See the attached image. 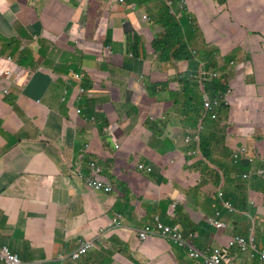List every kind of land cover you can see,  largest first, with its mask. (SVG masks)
<instances>
[{
	"label": "crops",
	"instance_id": "crops-1",
	"mask_svg": "<svg viewBox=\"0 0 264 264\" xmlns=\"http://www.w3.org/2000/svg\"><path fill=\"white\" fill-rule=\"evenodd\" d=\"M228 1L237 31L233 37L240 45L235 50V60L242 65L232 78L237 108L255 102L251 90H244L241 83L244 74L248 81L247 74L255 76L258 87L255 93L261 95L256 102L264 101V56L251 53L258 44L264 46V0ZM202 5L206 8L207 4ZM225 16L216 14L215 18L224 22ZM150 28L159 30L115 0H0V241L22 258L41 264H198L165 240H140L134 228L152 224L156 217L170 220L178 216L182 225L186 226V222L195 225L200 236L198 242L204 248L228 245L237 235L233 232L235 223L229 217L228 229L218 230L210 225L209 218L218 212L215 208L218 188L215 175L209 170L205 172L201 164L210 167L211 161L205 160L201 152L188 153L180 142H175L170 137V125L155 132L145 130L139 138L135 129L130 138H124V130L132 123L131 101L141 76L118 79L107 76L104 59L112 51L120 53L127 36L128 39L134 36V30L145 35ZM37 37L40 40L36 43ZM62 40L65 54L70 55L59 52L56 43ZM82 40L81 47L75 50V44ZM25 50L35 53L34 63L31 60L28 63L31 73L28 82L22 80L20 73V68L26 67ZM38 59L39 67L35 62ZM154 59L147 75L162 73L168 67L156 56ZM74 66L114 82L121 80L115 105L88 120L94 133L75 138L76 150L67 152L54 141H59L66 132L64 125L68 129L67 124L83 108L77 102L78 82H73L65 72ZM6 72L9 74L4 84ZM13 75L9 90L10 96L18 99V114L3 96ZM73 83L75 87L71 89ZM256 111L253 117L261 115L259 106ZM105 119L108 123L100 128ZM37 137L45 141L46 147L35 140ZM85 140L91 142L90 150L82 157L103 164L109 160L107 176L111 181L115 174L126 179V193L117 188L109 194L95 192L74 175L72 158L78 155L77 149ZM263 144L262 140L257 142L260 148ZM144 161L154 167L151 182L140 178L146 174L136 170V162ZM175 201L179 202L176 207ZM116 216H121L125 227L112 231L104 239L98 237L100 229ZM84 239L103 242L77 261H60ZM236 264L251 262L237 255Z\"/></svg>",
	"mask_w": 264,
	"mask_h": 264
},
{
	"label": "clouds",
	"instance_id": "clouds-1",
	"mask_svg": "<svg viewBox=\"0 0 264 264\" xmlns=\"http://www.w3.org/2000/svg\"><path fill=\"white\" fill-rule=\"evenodd\" d=\"M108 1V0H105ZM206 3V8L202 3ZM115 3L124 7L127 11L132 10L134 13L140 15V19L147 22L150 26H158L159 30L156 32L154 28H150V33L142 35L138 30H134V36H131L123 43V49L120 53H112L104 59V73L115 79L120 77L140 75L141 79L139 87L131 101V126L124 130V138H130L135 129L138 130L137 138L141 137L145 130L155 132L158 128H165L171 126L170 137L175 142H180L188 153L201 152L205 160L211 161L212 167L216 176L214 180L218 190L215 196V208L217 213L215 217L209 218V223L212 227L222 230L228 229L229 224L227 218L233 219L235 225L233 226L237 235L232 237L228 245L220 248H204L198 239H200L198 229L195 225H182L178 216H173L170 220H163L156 217L152 224L146 225L147 232H143V228H134L139 234L141 241L145 242L151 239L165 240L174 244L177 248L186 252L190 260L198 264H236L237 255L246 257L251 264H264V186L258 185L259 182L264 181V159H258L253 153L254 148L249 143L257 145L260 141V134L264 133V124L255 126L251 119L256 111L257 106L261 108V115H264V101L256 102L261 99V95L255 93L258 89L257 83L254 81V75L246 74L241 78V83L245 89H250L252 98L255 100L254 105L239 106L235 105V89L233 82L229 85L224 84L227 77L225 73L219 74L214 69H206L204 63L198 62L201 59L202 51L195 45L197 38L202 36L204 44L208 43V39L213 37L214 44L221 41H231L234 44L232 56L234 57L231 64H226L224 61L219 67H226L232 72L233 76L237 75L242 65L237 64L235 60V50L239 42L235 37L237 35L236 25L231 15V7L229 1L226 0L225 6L220 7V0H199V2H188L187 0H154V4H148L147 0H115ZM201 7V10L194 8ZM151 6V7H150ZM212 6V8H211ZM155 9L159 10L164 16L159 18L156 15ZM194 17H192L193 15ZM216 14H227L225 18L227 21L220 22L219 18H215ZM3 15V13H2ZM170 16H174L178 22L185 19L187 28L184 32V41L187 42V47L192 51V60L172 57L169 61H164L162 54L156 50L154 43H159L160 49L164 54L173 55L175 53L174 46L168 48L166 41L157 42L156 39L167 35V29L164 22L168 23ZM203 17L209 18L208 27H204ZM214 21L216 25L213 26ZM198 25L199 29L196 27ZM93 28L96 24L92 25ZM86 30V28H85ZM140 40V50L137 47L136 37ZM234 36V37H233ZM32 38V36H30ZM40 38L37 37V42ZM147 41V43H146ZM36 43L33 45L36 46ZM56 43V42H55ZM26 44H30L29 42ZM83 44L77 42L75 50L80 48ZM59 52L65 54L64 40L56 43ZM179 45V43H178ZM208 51H214L208 49ZM216 52V51H214ZM33 58L35 59V53ZM252 54L263 57L264 46L262 43L258 44L256 49L251 51ZM65 55H70L69 53ZM158 61L167 64V69L162 73L156 75H147L150 72V65L154 63V58ZM221 56V52H216V60ZM224 60V59H223ZM37 67L41 65L40 59L35 60ZM40 62V63H39ZM84 63H87L83 60ZM227 65V66H226ZM244 67V66H243ZM206 69L208 71H204ZM20 73L23 76L22 80L28 82L30 79L29 65L20 68ZM9 72L4 73L5 84ZM96 72H88L78 67V70H72L70 67V74L73 82H78L77 92L78 104L83 106L77 110L72 122L67 124L66 132L59 138L58 142L54 143L67 152H73L76 147L73 143L75 138L80 135L87 137L94 133L88 127V120H93L97 115L107 112L111 105H115L116 97L119 93V79L114 82L112 79L98 80ZM9 78L7 83V90H4L3 96L8 100V103L14 108L15 113H19L18 99L12 95L10 96L9 86L13 77ZM176 81L180 87L176 84ZM218 81L228 86L227 90H220L216 96L212 94L211 83ZM108 83L110 93L107 95L100 94L96 84ZM112 87V88H111ZM238 89V88H237ZM182 91V94H181ZM181 95V98H180ZM197 97L200 100H197ZM190 102L200 105L201 109L191 110L188 106ZM84 111V112H83ZM196 114V115H195ZM177 119L178 123L183 124L184 132L181 136L173 134L175 127L168 121ZM238 120L245 121L244 123ZM99 125L103 128L107 124ZM74 125L81 127L76 128ZM228 126L225 130L227 133L224 136L223 127ZM232 127L238 131V134L232 135ZM260 131V132H259ZM258 132V133H257ZM101 133V132H100ZM103 136V134H102ZM208 137L211 141V149L213 152L214 145H221L218 153L223 158L222 161L216 163V156L213 153L212 158L205 154L203 149L204 139ZM219 138L221 144L213 142V138ZM238 137V138H237ZM255 137V141L253 139ZM26 141L30 140L25 138ZM36 141L42 142L45 146V141L42 138H35ZM256 142V143H255ZM91 142L83 141L80 148L77 149L78 155L72 158L71 168L75 171L74 175L80 177L86 188L99 193H112L117 188L118 191L126 193L127 188L124 182H127L121 175L115 174L111 181L106 174V169L109 168L111 162L100 163L97 160L89 157L84 159L82 156L86 155L90 150ZM46 147V146H45ZM174 148V147H173ZM12 148L10 147L9 150ZM231 154L230 157L229 153ZM228 153L227 155H224ZM81 155V156H80ZM228 157V158H226ZM109 162V166L107 164ZM85 167V168H84ZM136 170L139 173L146 174L140 176L149 182L153 177L154 167L147 162H136ZM106 171V172H105ZM255 171V174L253 173ZM106 174V175H105ZM131 174L136 173H128ZM253 174L255 175L253 177ZM254 178V181L252 180ZM250 179V181H247ZM256 183L253 187V183ZM246 192L249 195L246 196ZM252 194H256L253 198ZM258 195L263 197L259 198ZM214 196V197H215ZM123 199H127L125 195H121ZM141 198L142 196L139 195ZM261 199V200H260ZM139 204V200H136ZM175 201L173 206L178 205ZM242 204V206L239 205ZM238 220H243L251 229L250 238L240 235ZM125 227L121 216L112 218L106 226L100 229L98 237L104 239L105 235L112 231L122 229ZM260 233L262 234L261 239ZM103 242V241H102ZM97 243L92 239L80 240L78 247L67 257H60V261L64 262L67 259L77 261L86 256L95 247L102 244ZM0 241V264H41L29 258L25 259L19 253L10 249ZM85 251L82 252V249Z\"/></svg>",
	"mask_w": 264,
	"mask_h": 264
},
{
	"label": "trees",
	"instance_id": "trees-1",
	"mask_svg": "<svg viewBox=\"0 0 264 264\" xmlns=\"http://www.w3.org/2000/svg\"><path fill=\"white\" fill-rule=\"evenodd\" d=\"M164 24L166 25L165 27L167 29V35L166 36L164 35L162 38L156 39V41L157 42L166 41V44L164 43V45H167L168 48L174 46L175 53L172 56L169 54H164L162 52V50L160 49V46L158 44L154 43V47L156 48V50L162 54L163 60L169 61V60H171L172 57L192 60V58H193L192 57V51L187 47V42H186V40L184 41L185 37H183L184 32L187 28V23H186L185 19H182L180 22H178L174 16H170V20L168 21V23L164 22ZM196 27L199 29L198 25H196ZM134 40H136L137 47L140 50V45H141L140 40L137 38V36L134 37ZM178 43H179V45H178ZM201 54H202L201 59L198 60V62L204 63V67L206 69H215L217 67L216 52L208 51L206 54H204V53H201ZM233 58L234 57L224 56V61L226 62V64H231L233 61ZM223 83L225 84V82H223ZM96 85L99 89L100 94L107 95L110 93L111 89L108 86L107 82H104V84L102 83V84H96ZM218 86H220V88L224 91L227 90V88H228V86L226 87L225 85H223L222 83H220L218 81H213V83H211L210 87L212 90V94H214V96H216L218 94V92L220 91L218 89ZM188 106L192 107L191 108L192 112H194L195 109L200 108V105L194 104V102H190L188 104ZM105 121L108 122L107 119H105ZM213 140H214L213 142H216L217 144L222 143V141L219 140V138H217V137L213 138ZM204 141H205V143L203 144V149L205 151V154L208 157L212 158L213 152L211 149V141L208 140V137H205ZM228 153H225L224 155H227ZM212 160H213V158H212ZM107 164L109 166V162H107ZM106 174H107V172H106ZM258 185L264 186V181L259 182ZM237 226L239 227V231H240L239 234L240 235H243L246 238H250L251 229L247 226V224L243 220H238ZM143 232H147L145 226L143 227ZM261 237H262V234L260 233L259 240L261 239Z\"/></svg>",
	"mask_w": 264,
	"mask_h": 264
},
{
	"label": "rangeland",
	"instance_id": "rangeland-1",
	"mask_svg": "<svg viewBox=\"0 0 264 264\" xmlns=\"http://www.w3.org/2000/svg\"><path fill=\"white\" fill-rule=\"evenodd\" d=\"M128 1L132 2L134 0H128ZM147 2H148L149 5L150 4L151 5L154 4L153 3L154 0H147ZM193 2H199V0H194ZM225 2H226V0H220V7L225 6ZM193 5H194V8L195 9L201 10V7L200 6L196 7L195 6V3ZM155 12H156V15L159 18L164 17L159 10L155 9ZM192 15H193V13H192ZM192 17H194V15ZM208 24H209V18L203 17V25H204V27L205 28L208 27ZM215 25H216V21H214L213 26H215ZM201 38H202V36L198 37L197 38L198 41L195 43V45L200 48L199 51H202V53H204V54L207 53V50L208 49H210V50L212 49V50H214L216 52H221V56H218L217 57L218 58V60L216 61L217 62V67L214 69V71L218 72L219 74H222V73H225L226 71H228L227 74H226L227 79L225 81V84L226 85H229L231 83V80H232V72L228 68H226V67H219V66H221L222 63L224 62V60H223L224 59V56H226V57L232 56V51H233V48H234V44L231 41H225V40L214 44L212 42L213 37H210V39L207 40L208 43L204 44V40L201 39ZM146 43H147V41H146ZM156 44L159 45V43H156ZM17 50H19L18 49V46H17ZM23 57H24L23 58V62H25L26 66L29 65L28 64L29 63V60H31L34 63L33 53H31L29 50H25L24 51ZM72 70H78V68L76 66H74L72 68ZM204 71H208V70L203 69V72ZM65 72L67 74H70V69L69 68L66 69ZM96 77H97L98 80H105L106 79L104 75H100V74H96ZM176 84L180 87V85L178 84L177 81H176ZM74 87H75V83H73L70 86L71 89H73ZM219 88H220V86H219ZM181 94H182V91H181ZM180 98H181V95H180ZM15 99H17V97H15ZM197 100H200V98L197 97ZM64 109H65V107H64ZM200 109H201V107L199 108V110ZM168 122L172 123L176 127V129L174 130L173 134L175 136H181V134L184 132V126H183V124L178 123L177 122V119L174 120L173 122L171 120L168 121ZM251 122L255 126L263 125L264 124V115L252 117ZM227 128H228V126L223 127V129H222L224 131V136L227 135V133L225 132V130ZM233 132L236 133V134H238V131L236 129H234ZM260 137H261L260 139L262 141H264V133L263 132L260 134ZM221 147H222L221 145H214V147H213V153L216 156V158H215L216 163H218V162H220V161L223 160V158L221 157V155L218 153V151L222 150ZM252 147L254 148L253 153L256 156H258V159H264V144L261 146V148H260L259 145H256V146L255 145H252ZM230 156H231V154L229 153V156L228 157H230ZM228 157H226V158H228ZM201 167H203V170L205 172L209 170L211 175H215L216 176V172H215V170L212 167H209V166L206 167L204 164H201ZM253 173L255 174V171H253ZM254 174H253V177L255 176ZM252 180L254 181V178H252ZM247 181H250V179H247ZM255 184L256 183L254 182L253 183V187L255 186ZM245 194H246V196H248L249 195V192H246Z\"/></svg>",
	"mask_w": 264,
	"mask_h": 264
},
{
	"label": "built area",
	"instance_id": "built-area-1",
	"mask_svg": "<svg viewBox=\"0 0 264 264\" xmlns=\"http://www.w3.org/2000/svg\"><path fill=\"white\" fill-rule=\"evenodd\" d=\"M85 251V248L82 249V252Z\"/></svg>",
	"mask_w": 264,
	"mask_h": 264
}]
</instances>
